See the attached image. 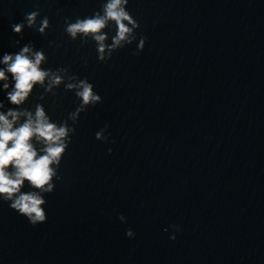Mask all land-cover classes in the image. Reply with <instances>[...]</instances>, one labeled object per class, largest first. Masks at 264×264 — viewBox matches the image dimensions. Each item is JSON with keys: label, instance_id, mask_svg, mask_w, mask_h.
<instances>
[{"label": "water", "instance_id": "obj_1", "mask_svg": "<svg viewBox=\"0 0 264 264\" xmlns=\"http://www.w3.org/2000/svg\"><path fill=\"white\" fill-rule=\"evenodd\" d=\"M104 2L0 0V60L31 44L102 97L74 125L46 222L0 201V264H264V0H129L137 41L106 63L64 31ZM37 8L47 34L14 33ZM2 83L3 112L40 103L60 122L79 104L61 85L15 106Z\"/></svg>", "mask_w": 264, "mask_h": 264}, {"label": "clouds", "instance_id": "obj_2", "mask_svg": "<svg viewBox=\"0 0 264 264\" xmlns=\"http://www.w3.org/2000/svg\"><path fill=\"white\" fill-rule=\"evenodd\" d=\"M128 3L129 0H105L100 10L91 16L77 17L74 21L65 18L64 31L72 41L80 39L82 44L93 41L98 61L106 63L114 52L137 41L136 30L140 24L127 10ZM38 17V8L25 14L22 22L11 25L13 32L22 35L27 26L46 35L51 26L49 18L44 16L38 26ZM110 26H114V29ZM106 29L114 30L115 34L109 37ZM109 39L111 43H108ZM145 42L146 37L139 38L135 54L144 49ZM47 62L48 57L43 49L34 50L31 44L23 46L14 55L5 53L0 60L5 66L0 68L3 90L7 91L10 87L9 77L14 82L11 91H7V100L12 105H23L37 86L43 89L40 100L49 94L56 96L55 89L61 85L65 92H73L79 100L75 110L60 122L53 121L40 103L34 105V111L12 108L7 112L0 111V201L8 202L11 209L26 217L33 226L47 220L45 194L55 189L54 181L59 179L58 169L76 133L74 125L78 123L81 113L102 103V97L87 78L70 74L67 67H42ZM3 108L4 103L0 101V109ZM21 117H24L23 122H20ZM107 128L106 124L96 132L95 138L107 143ZM111 151L109 148L108 152ZM25 182L33 190L22 191ZM119 219L126 222L123 215ZM173 227L179 231L178 226ZM126 235L131 238L134 232L129 229ZM175 238V235L170 237Z\"/></svg>", "mask_w": 264, "mask_h": 264}]
</instances>
